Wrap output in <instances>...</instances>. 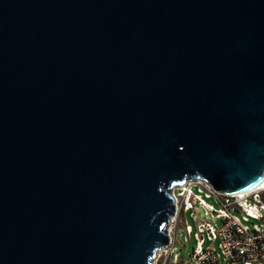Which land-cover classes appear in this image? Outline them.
Wrapping results in <instances>:
<instances>
[{
  "label": "water",
  "instance_id": "1",
  "mask_svg": "<svg viewBox=\"0 0 264 264\" xmlns=\"http://www.w3.org/2000/svg\"><path fill=\"white\" fill-rule=\"evenodd\" d=\"M189 178L264 180V0H0V264H154Z\"/></svg>",
  "mask_w": 264,
  "mask_h": 264
},
{
  "label": "built area",
  "instance_id": "2",
  "mask_svg": "<svg viewBox=\"0 0 264 264\" xmlns=\"http://www.w3.org/2000/svg\"><path fill=\"white\" fill-rule=\"evenodd\" d=\"M171 192L174 212L168 240L157 253L163 254L162 264L169 258L176 264H264V185L247 192L223 193L203 179L189 178ZM186 210L193 225L184 218ZM178 212L187 236L195 241L186 260L179 259L175 251L172 223Z\"/></svg>",
  "mask_w": 264,
  "mask_h": 264
},
{
  "label": "rangeland",
  "instance_id": "3",
  "mask_svg": "<svg viewBox=\"0 0 264 264\" xmlns=\"http://www.w3.org/2000/svg\"><path fill=\"white\" fill-rule=\"evenodd\" d=\"M215 206H218L217 204H214ZM181 212H178L177 215L175 216V220L172 223L173 227L175 226V246L176 249L175 251H178V254H180L179 259L181 260H186L189 257V253L191 252L192 247L195 244V241L193 237L190 235L189 237L187 236L184 227H183V222L184 220L180 221ZM184 218L193 225V222L191 218L189 217L187 210L184 212ZM213 221H216L213 219ZM156 259H154V264H162L163 261V254L160 253V255L155 256ZM164 264H176L172 259H168Z\"/></svg>",
  "mask_w": 264,
  "mask_h": 264
},
{
  "label": "bare ground",
  "instance_id": "4",
  "mask_svg": "<svg viewBox=\"0 0 264 264\" xmlns=\"http://www.w3.org/2000/svg\"><path fill=\"white\" fill-rule=\"evenodd\" d=\"M264 185V180L257 186V187H255V188H252L251 190H254V189H256V188H259V187H261V186H263ZM251 190H249V191H251Z\"/></svg>",
  "mask_w": 264,
  "mask_h": 264
}]
</instances>
